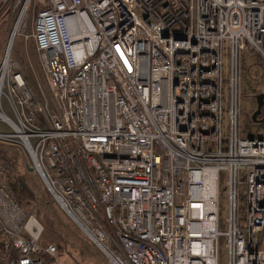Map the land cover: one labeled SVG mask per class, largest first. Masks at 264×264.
<instances>
[{"label":"built area","instance_id":"obj_1","mask_svg":"<svg viewBox=\"0 0 264 264\" xmlns=\"http://www.w3.org/2000/svg\"><path fill=\"white\" fill-rule=\"evenodd\" d=\"M0 147L22 146L110 264H264V0H0ZM33 41L48 95L16 56ZM259 91L245 116L240 82ZM10 101L14 115L3 108ZM264 106V105H263ZM0 157V264H61L10 194ZM229 214L222 227V183Z\"/></svg>","mask_w":264,"mask_h":264},{"label":"rangeland","instance_id":"obj_2","mask_svg":"<svg viewBox=\"0 0 264 264\" xmlns=\"http://www.w3.org/2000/svg\"><path fill=\"white\" fill-rule=\"evenodd\" d=\"M0 15V59L4 54L6 41L9 33L6 17ZM16 56L20 59L21 68L24 71L31 88L44 91L48 95V84L40 62L39 54L33 41L19 39L16 44ZM261 69L254 68L249 74L244 75L240 82V90L246 97L242 101L243 113L253 110V103L250 96L259 91L256 79L261 76ZM4 110L13 117L14 112L6 95L2 96ZM248 123V129H244V136L264 135V124H256L251 127L249 117L244 118ZM0 132H13V128L0 119ZM0 154H5L10 161H13L17 173L27 183L32 200L24 204L29 213L36 214L44 226L42 240L53 242L58 247L60 260L64 264H110L107 254L102 246L88 237L71 217L60 207L57 201L51 196L39 174L31 170L28 165L32 164L31 158L24 147L5 143L0 147ZM7 175V170L3 178ZM7 178V177H6ZM7 181V180H6ZM4 182V181H3ZM8 184V181H7ZM220 212L221 224L225 229V219L229 214L228 187L223 182L220 186ZM226 237H222L219 246V264H228V250L225 245Z\"/></svg>","mask_w":264,"mask_h":264},{"label":"trees","instance_id":"obj_3","mask_svg":"<svg viewBox=\"0 0 264 264\" xmlns=\"http://www.w3.org/2000/svg\"><path fill=\"white\" fill-rule=\"evenodd\" d=\"M1 151V150H0ZM0 157H3L7 161V188L11 194V196L21 205L24 207V204H28L32 200L31 197V191L25 182V180L20 176L14 166L13 161H10V159L5 156V154H0ZM25 208V207H24ZM38 217V216H37ZM39 218V217H38ZM44 242V241H43ZM62 249L61 246H57V249ZM58 257L60 259V256L58 254ZM61 262V260H60ZM61 264H64L61 262Z\"/></svg>","mask_w":264,"mask_h":264},{"label":"water","instance_id":"obj_4","mask_svg":"<svg viewBox=\"0 0 264 264\" xmlns=\"http://www.w3.org/2000/svg\"><path fill=\"white\" fill-rule=\"evenodd\" d=\"M256 98H257L258 107H257L256 111L253 113V116H252L254 121L258 120L257 116L261 113V108L264 105V93L258 94ZM28 167L31 170H33L32 166L28 165Z\"/></svg>","mask_w":264,"mask_h":264},{"label":"flooded vegetation","instance_id":"obj_5","mask_svg":"<svg viewBox=\"0 0 264 264\" xmlns=\"http://www.w3.org/2000/svg\"><path fill=\"white\" fill-rule=\"evenodd\" d=\"M263 109H264V106H262L261 111H263Z\"/></svg>","mask_w":264,"mask_h":264}]
</instances>
